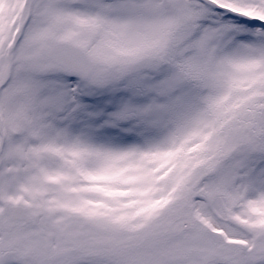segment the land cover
I'll use <instances>...</instances> for the list:
<instances>
[{"label": "snow or ice", "instance_id": "obj_1", "mask_svg": "<svg viewBox=\"0 0 264 264\" xmlns=\"http://www.w3.org/2000/svg\"><path fill=\"white\" fill-rule=\"evenodd\" d=\"M0 264H264V0H0Z\"/></svg>", "mask_w": 264, "mask_h": 264}]
</instances>
